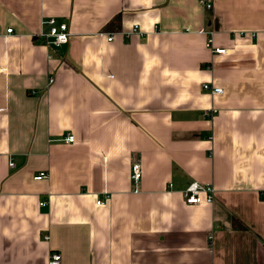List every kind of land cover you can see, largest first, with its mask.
Listing matches in <instances>:
<instances>
[{
	"label": "crops",
	"instance_id": "0c3cea01",
	"mask_svg": "<svg viewBox=\"0 0 264 264\" xmlns=\"http://www.w3.org/2000/svg\"><path fill=\"white\" fill-rule=\"evenodd\" d=\"M209 2L0 0V264H264V0Z\"/></svg>",
	"mask_w": 264,
	"mask_h": 264
},
{
	"label": "built area",
	"instance_id": "2783aa9c",
	"mask_svg": "<svg viewBox=\"0 0 264 264\" xmlns=\"http://www.w3.org/2000/svg\"><path fill=\"white\" fill-rule=\"evenodd\" d=\"M200 4L202 7L209 9L211 8V4L209 0H200ZM43 26L45 28L44 32L41 34L44 39V44L50 49H59L63 46L69 44L72 33L70 32L69 26L67 23H60L57 19H48L43 22ZM138 28L135 27L134 31H137ZM12 29L8 30V33H12ZM204 33L203 30L200 31ZM209 35L207 39V47L212 51L214 55H228L232 51H227L225 49L213 48L212 41V33H207ZM115 35L107 36L109 42H113L115 40ZM52 58V55L50 56ZM202 89L205 92L210 94H221L222 90L220 88H214L207 84L202 86ZM63 141L66 144H74L75 136L72 134H68L63 138ZM11 167H15L13 163L10 164ZM142 177V168L139 162H134L132 166V181L134 184H137ZM48 178V173L42 172L35 177L36 181H42ZM216 192L212 186L206 184H200L198 182H192L188 184L186 189L182 192V196L184 202L188 206H203L210 205L214 202ZM264 196V194H263ZM99 205H103L100 201ZM42 206L47 205V202H42ZM62 255L59 253L52 254L49 264H61Z\"/></svg>",
	"mask_w": 264,
	"mask_h": 264
},
{
	"label": "trees",
	"instance_id": "16d2710c",
	"mask_svg": "<svg viewBox=\"0 0 264 264\" xmlns=\"http://www.w3.org/2000/svg\"><path fill=\"white\" fill-rule=\"evenodd\" d=\"M115 21L117 22V21H119V17L118 18H116L115 19ZM236 227H239L240 228V226L239 225H237Z\"/></svg>",
	"mask_w": 264,
	"mask_h": 264
}]
</instances>
